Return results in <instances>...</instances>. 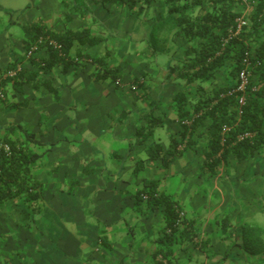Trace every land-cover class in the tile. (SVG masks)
Returning a JSON list of instances; mask_svg holds the SVG:
<instances>
[{
    "label": "crops",
    "instance_id": "crops-1",
    "mask_svg": "<svg viewBox=\"0 0 264 264\" xmlns=\"http://www.w3.org/2000/svg\"><path fill=\"white\" fill-rule=\"evenodd\" d=\"M51 1L56 9L44 18L32 12L31 0L20 7L0 5V139L22 141L21 132H27L42 144L32 172L39 200L0 204V264H52L51 236L61 228L63 247L71 242L80 254L75 264H155L165 246L182 264H212L192 240L218 238L216 225L225 216L252 217L241 214L240 201L260 197L264 158L238 161L230 154L213 171L206 167L211 120L182 124L195 115L203 93L179 77L185 47L178 53L153 51L164 43L156 28L167 13L161 2L131 9L102 0ZM97 12L129 17L142 29L129 35L123 22L116 32L98 21ZM31 26L54 36L86 32L85 44L75 43L70 51L72 58L77 51L82 57L77 63L56 60L42 70L39 62L50 53L38 48L27 58ZM16 68L19 85L6 77ZM93 106H102L96 121L77 122ZM146 186L159 202L136 199ZM169 202L185 215L171 238L165 237Z\"/></svg>",
    "mask_w": 264,
    "mask_h": 264
},
{
    "label": "trees",
    "instance_id": "trees-1",
    "mask_svg": "<svg viewBox=\"0 0 264 264\" xmlns=\"http://www.w3.org/2000/svg\"><path fill=\"white\" fill-rule=\"evenodd\" d=\"M156 1L167 8V13L165 19L157 22L159 26L156 25L163 33L164 43L160 48H152L153 51L160 53L173 49L178 53L185 47L183 66L178 68L179 77L186 80L187 88L203 92L195 115L183 121H191L189 127H193L206 119L211 120V157L206 162L208 170L216 169L230 154L238 161H245L255 154L258 160L264 158V0H102L131 9L137 5L149 7ZM237 19H243L245 25L228 38L229 32H235ZM26 33L30 34L29 49L37 44L39 38H43L38 48H46L50 53V60L39 62L42 70L56 60L77 63L82 57L81 52L77 51L72 58L70 51L75 43L84 45L87 37L84 31H67L54 36L38 26L26 28ZM49 40L61 45L60 52L49 46ZM168 42L173 43L171 48H166ZM242 71L247 74V85L244 92H236ZM20 75L17 74L12 82L16 83ZM220 78H223V84L218 87ZM16 84L19 85V82ZM2 85L0 83V89ZM208 85L213 88L209 93L204 91ZM229 92L232 93L229 95ZM240 97H244L245 101L239 110ZM181 98L183 96L179 95L178 101ZM223 127H229L230 132L224 136L225 144L221 146ZM246 133L251 135L249 139H237ZM21 134L22 141L10 139L8 135L0 139V144L9 147V155L0 154V204L15 198L25 202L40 198V184L32 172L33 165L41 157L35 150L40 149L42 144L32 134ZM145 189L136 195L138 201H160L154 189L148 186ZM256 208V214L263 215L261 221L258 216L249 220L225 216L216 225L218 238L212 237L203 243L192 240L193 245L204 250L205 258L212 264H264V205L257 204ZM181 211L176 203L166 204V229L169 232L165 237L174 236L185 221ZM214 243H217V253L214 252ZM218 244L221 246L218 247ZM159 252L161 259L155 264H182L169 246L162 247Z\"/></svg>",
    "mask_w": 264,
    "mask_h": 264
},
{
    "label": "rangeland",
    "instance_id": "rangeland-1",
    "mask_svg": "<svg viewBox=\"0 0 264 264\" xmlns=\"http://www.w3.org/2000/svg\"><path fill=\"white\" fill-rule=\"evenodd\" d=\"M25 1L28 2V0H0V5L2 7H20V5H24ZM62 1L63 0H59V3H61ZM31 3L36 4V10H34L32 12H34L40 18L52 16L53 15L52 11H54L56 9V4L54 2H52L51 0H31ZM59 8H61V5H59ZM46 10H47V12H44ZM96 15H97V19L99 22L104 23L105 25L111 27L116 32L121 31L123 22H125V24L127 26V32L129 33V35L137 34L136 32H138L139 30L142 29V27H140L139 21L131 20L129 17L123 16V15H120V18L116 15H113V14L104 15L101 12H97ZM138 28H139V30H138ZM108 42H111L113 47L116 45L113 41V38H111V37L109 38ZM109 50H111V48ZM91 93L94 94V96L96 98L98 95V90L94 88V90H92ZM101 107L102 106L91 107L90 114L83 113V114L79 115L76 119L77 122L79 121V117L84 118L83 120L88 118V119H91V121L95 122L97 118L94 116H95L97 110ZM87 121L90 123L89 120H87ZM102 124H103V121H101V125ZM67 145L69 147L72 146L71 144H67ZM262 190H264V187L258 191V196H260L258 199L255 196H251L252 199L244 198L242 201H240L241 205L239 207V211L241 212V214L246 216L248 214V212H250V213H253V215L251 217L252 219L256 216H258L259 221H261L263 219L262 214H258V213L256 214V211H257L256 206L251 205L252 202L254 204L264 205V194H263ZM245 197H248V196H245ZM78 227H79V232H80V229H81L80 223L78 224ZM59 233L62 234L60 240H58V238H57ZM63 237H64V229L63 228H61L60 231L52 234L51 242H50V244L52 246L50 262L52 264H75L76 259L78 257H80V254L77 251V248L75 247V245L71 242L67 243L66 248H64L63 247V244H64L63 243V241H64Z\"/></svg>",
    "mask_w": 264,
    "mask_h": 264
},
{
    "label": "built area",
    "instance_id": "built-area-1",
    "mask_svg": "<svg viewBox=\"0 0 264 264\" xmlns=\"http://www.w3.org/2000/svg\"><path fill=\"white\" fill-rule=\"evenodd\" d=\"M245 25V22L243 19H237L236 20V28H235V32H229V37L231 38L232 36H234L235 34H237L239 32V30ZM43 42V38H39L38 42L36 45H34L33 47H31L29 49V51L27 52V58L31 57L32 54L38 49L39 45H41ZM49 46H51L53 49L57 50L60 52L61 50V45L58 44L57 42L53 41V40H49L48 41ZM60 55H62L61 53H59ZM20 71V68H16L15 70L9 71L6 74L7 78H14L18 72ZM239 80H240V84L236 89V92H244L245 87L247 85V74L245 71L240 72L239 74ZM232 92H229L228 94L230 95ZM3 98V94H2V90L0 89V99ZM244 97H240L238 99V106H239V110L241 109L242 106H244ZM241 111L238 112V114H240ZM189 123H191V121H185L183 124L188 125ZM230 132V128L229 127H223L221 130L222 133V140H221V146L225 144V139L224 136ZM251 137L250 134H242L239 135L237 137V139L239 141L243 140V139H249ZM4 153L5 155H9V147L6 144H0V154ZM182 216V214H180Z\"/></svg>",
    "mask_w": 264,
    "mask_h": 264
}]
</instances>
